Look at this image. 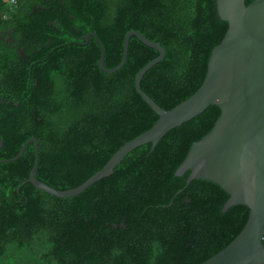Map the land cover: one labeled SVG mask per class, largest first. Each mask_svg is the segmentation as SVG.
<instances>
[{
	"label": "trees",
	"instance_id": "16d2710c",
	"mask_svg": "<svg viewBox=\"0 0 264 264\" xmlns=\"http://www.w3.org/2000/svg\"><path fill=\"white\" fill-rule=\"evenodd\" d=\"M228 29L216 0H0V160L35 137L37 179L71 190L158 121L135 79L159 53L133 36L126 65L108 74L95 38L85 44L90 32L108 69L122 62L129 31L161 44L166 56L141 87L171 110L201 87ZM220 115L210 106L74 198L25 183L33 144L0 164V264H202L215 256L242 232L249 208L223 212L229 195L219 185L175 174Z\"/></svg>",
	"mask_w": 264,
	"mask_h": 264
},
{
	"label": "water",
	"instance_id": "95a60500",
	"mask_svg": "<svg viewBox=\"0 0 264 264\" xmlns=\"http://www.w3.org/2000/svg\"><path fill=\"white\" fill-rule=\"evenodd\" d=\"M216 0L220 18L229 24L222 42L214 48L208 72L201 87L187 100L171 110L159 106L142 89L145 74L162 62L165 48L138 31H129L124 40L122 62L115 68L105 65V50L90 32L85 44L93 37L101 49L99 67L113 74L127 63L131 38L137 37L159 56L143 67L136 76L138 94L158 115L155 125L126 143L108 163L81 186L61 191L37 179L39 143L30 138L12 159L19 160L29 145L35 148V164L25 183L58 198H74L97 182L115 173V169L135 149L151 144L155 148L171 130L202 114L210 106L221 109L213 129L195 142L175 176L190 172L188 183L207 180L219 185L229 195L223 212L234 206L249 208V219L242 232L223 250L202 264H264V0ZM4 141L0 136V150Z\"/></svg>",
	"mask_w": 264,
	"mask_h": 264
},
{
	"label": "built area",
	"instance_id": "2783aa9c",
	"mask_svg": "<svg viewBox=\"0 0 264 264\" xmlns=\"http://www.w3.org/2000/svg\"><path fill=\"white\" fill-rule=\"evenodd\" d=\"M7 2H9L10 4H15L17 2V0H6Z\"/></svg>",
	"mask_w": 264,
	"mask_h": 264
}]
</instances>
